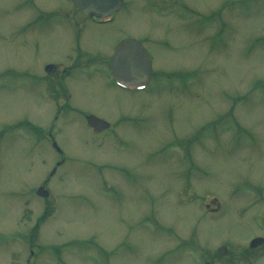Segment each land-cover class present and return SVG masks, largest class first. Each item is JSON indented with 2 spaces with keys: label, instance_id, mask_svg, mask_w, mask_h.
Instances as JSON below:
<instances>
[{
  "label": "rangeland",
  "instance_id": "1",
  "mask_svg": "<svg viewBox=\"0 0 264 264\" xmlns=\"http://www.w3.org/2000/svg\"><path fill=\"white\" fill-rule=\"evenodd\" d=\"M122 3L100 25L68 0H0V264H253L264 0ZM125 39L151 58L141 93L112 84Z\"/></svg>",
  "mask_w": 264,
  "mask_h": 264
},
{
  "label": "water",
  "instance_id": "2",
  "mask_svg": "<svg viewBox=\"0 0 264 264\" xmlns=\"http://www.w3.org/2000/svg\"><path fill=\"white\" fill-rule=\"evenodd\" d=\"M72 5L85 16H98L106 18L113 12L119 10L121 0H69ZM151 75V59L147 51L139 44V42L126 39L121 41L114 49L111 60V76L118 84L124 87H143L148 84ZM88 127L92 128L95 134L106 131L110 126L94 117L86 118ZM57 149V147L54 145ZM37 195L47 198L48 194L43 188L38 189ZM261 240L252 243L260 245ZM219 254L224 256L226 250H219ZM254 264H264V257L257 260Z\"/></svg>",
  "mask_w": 264,
  "mask_h": 264
},
{
  "label": "flooded vegetation",
  "instance_id": "3",
  "mask_svg": "<svg viewBox=\"0 0 264 264\" xmlns=\"http://www.w3.org/2000/svg\"><path fill=\"white\" fill-rule=\"evenodd\" d=\"M88 19H91V21H93L94 23H97V24H109V23H112V22H109V21H106L107 23H105V22H102V21H100V20H95V19H92V18H88ZM49 66H51V65H49ZM53 67V66H52ZM50 70H52V68L50 69ZM50 70H48V68L46 67V69H45V73H47L48 71H50ZM264 245V241H263V243L262 244H260V245H254L252 248H251V245H250V247H249V249H250V252H249V254L252 252V255H254V250H256L257 248H259V247H261V246H263ZM262 257H264V253L262 254V255H260L259 257H257L255 260H254V262L255 261H257L259 258H262ZM253 262V263H254Z\"/></svg>",
  "mask_w": 264,
  "mask_h": 264
}]
</instances>
